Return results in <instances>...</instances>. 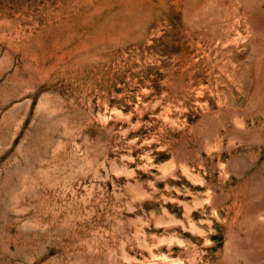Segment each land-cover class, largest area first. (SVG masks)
I'll return each instance as SVG.
<instances>
[{
  "label": "rangeland",
  "instance_id": "obj_1",
  "mask_svg": "<svg viewBox=\"0 0 264 264\" xmlns=\"http://www.w3.org/2000/svg\"><path fill=\"white\" fill-rule=\"evenodd\" d=\"M0 264H264V0H0Z\"/></svg>",
  "mask_w": 264,
  "mask_h": 264
}]
</instances>
